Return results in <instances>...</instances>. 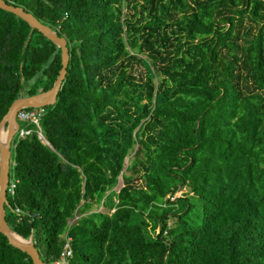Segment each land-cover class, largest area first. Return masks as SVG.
<instances>
[{
  "label": "trees",
  "instance_id": "obj_1",
  "mask_svg": "<svg viewBox=\"0 0 264 264\" xmlns=\"http://www.w3.org/2000/svg\"><path fill=\"white\" fill-rule=\"evenodd\" d=\"M3 1L69 54L10 147L4 220L41 261L65 235L66 264H264V0ZM59 68L0 9V119ZM0 264L31 261L0 234Z\"/></svg>",
  "mask_w": 264,
  "mask_h": 264
},
{
  "label": "water",
  "instance_id": "obj_2",
  "mask_svg": "<svg viewBox=\"0 0 264 264\" xmlns=\"http://www.w3.org/2000/svg\"><path fill=\"white\" fill-rule=\"evenodd\" d=\"M0 9L14 14L31 29L37 30L43 37L53 43L60 52V68L51 87L30 96L14 99L0 119V131H4L3 137L0 139V234L5 237L9 245L25 253L30 258L31 264H44L39 258L31 238H22L6 224L4 220L5 188L8 181L11 140L18 129L16 114L23 108H41L55 102L56 94L65 76L69 54L64 37L58 35L56 30L39 22L31 13L3 0H0ZM187 189V187L184 188V190Z\"/></svg>",
  "mask_w": 264,
  "mask_h": 264
},
{
  "label": "built area",
  "instance_id": "obj_3",
  "mask_svg": "<svg viewBox=\"0 0 264 264\" xmlns=\"http://www.w3.org/2000/svg\"><path fill=\"white\" fill-rule=\"evenodd\" d=\"M38 112L35 113L34 111H18L16 117L18 120H31L33 123H37V116ZM18 130V129H17ZM23 131L20 129L19 134L22 135ZM40 138V137H39ZM15 182L8 178L7 185L5 188V193H11L13 191ZM71 257V245H70V238L63 235V244H62V251L60 256L53 261V264H66V260Z\"/></svg>",
  "mask_w": 264,
  "mask_h": 264
},
{
  "label": "rangeland",
  "instance_id": "obj_4",
  "mask_svg": "<svg viewBox=\"0 0 264 264\" xmlns=\"http://www.w3.org/2000/svg\"><path fill=\"white\" fill-rule=\"evenodd\" d=\"M122 11H123L124 13H125V12H129V9H128V8L126 9L125 7H122ZM32 112H33V110H32ZM37 133H38V136L40 137L41 141L44 142L42 135H41L39 132H37ZM2 136H3V135H2ZM129 158H130V153L127 154L126 157L124 158V164L127 163V161H128ZM10 175H11V172H10ZM120 186H121V180H120V178L118 177V183H117V184L115 185V187H113L112 189H113V190H117ZM176 195H178V193H177ZM93 210H97V211H106V209H105L104 207H102V206L93 207ZM144 224H145L146 226H148V222H145Z\"/></svg>",
  "mask_w": 264,
  "mask_h": 264
},
{
  "label": "bare ground",
  "instance_id": "obj_5",
  "mask_svg": "<svg viewBox=\"0 0 264 264\" xmlns=\"http://www.w3.org/2000/svg\"><path fill=\"white\" fill-rule=\"evenodd\" d=\"M3 134H4V131L1 130V131H0V139L3 137V136H2Z\"/></svg>",
  "mask_w": 264,
  "mask_h": 264
}]
</instances>
